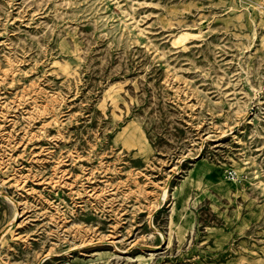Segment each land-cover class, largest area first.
I'll use <instances>...</instances> for the list:
<instances>
[{"label":"rangeland","instance_id":"obj_1","mask_svg":"<svg viewBox=\"0 0 264 264\" xmlns=\"http://www.w3.org/2000/svg\"><path fill=\"white\" fill-rule=\"evenodd\" d=\"M0 264H264V0H0Z\"/></svg>","mask_w":264,"mask_h":264}]
</instances>
